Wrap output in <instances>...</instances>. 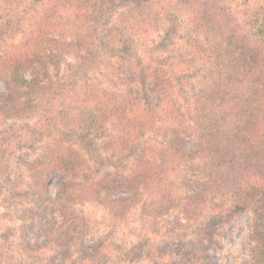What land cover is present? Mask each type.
Instances as JSON below:
<instances>
[{
    "label": "trees",
    "instance_id": "16d2710c",
    "mask_svg": "<svg viewBox=\"0 0 264 264\" xmlns=\"http://www.w3.org/2000/svg\"><path fill=\"white\" fill-rule=\"evenodd\" d=\"M0 81V114L21 122L0 134V174L9 146L30 152L44 244L71 255L89 229L79 204L120 215L146 195L163 206L182 172L203 182L175 203L207 213L202 235L254 210L251 264H264V0L241 16L229 0H0ZM95 132L135 155L127 172L95 177L85 156L95 155ZM57 171L71 176L49 199L60 224L46 198ZM121 189L129 196H110ZM201 264H212L208 254Z\"/></svg>",
    "mask_w": 264,
    "mask_h": 264
},
{
    "label": "rangeland",
    "instance_id": "374dc122",
    "mask_svg": "<svg viewBox=\"0 0 264 264\" xmlns=\"http://www.w3.org/2000/svg\"><path fill=\"white\" fill-rule=\"evenodd\" d=\"M229 2L234 14L241 16L244 11L256 9L263 0H250L247 7L241 0ZM116 44L111 45L116 47ZM109 60L133 64L130 59ZM6 91L5 83L0 81V96H4ZM13 121L21 123L0 114V134ZM100 127L102 129L97 132L109 131V124ZM97 132L92 135L97 147L95 155L90 157L89 153H85L95 177L107 172H127L135 155L107 149V139L96 135ZM53 138L65 145L70 142L58 134ZM54 139L49 138L47 143H54ZM147 142L145 144H149ZM194 147L195 140L187 139L186 150H193ZM7 152L4 173L0 174V264H201L203 254L209 255L212 264H251L254 210L247 208L229 221L219 223L212 234L202 235L198 225L207 213H203L202 209L187 213L182 204L175 203L178 198L186 202L188 197L203 192V182H200L201 187L196 188L195 182L189 180L190 175L182 172H177L171 179L170 200L163 206L158 198L146 195L120 215H112L97 202L79 204L80 217L89 229L78 245L70 247L71 255L64 256L52 244H44L45 235L40 230L44 218L36 212L43 198H39L27 185L25 162L30 152L11 146ZM70 179L69 174L57 171L48 182L46 198L55 224L61 223L62 214L49 199H53L57 190ZM129 194L128 190L121 189L110 196L125 198ZM212 197L210 195V200ZM199 242L204 244L202 248L195 247V243ZM87 254L92 256L87 257Z\"/></svg>",
    "mask_w": 264,
    "mask_h": 264
}]
</instances>
